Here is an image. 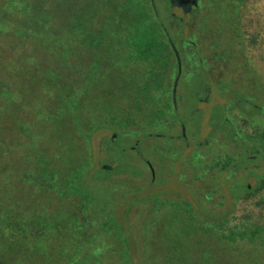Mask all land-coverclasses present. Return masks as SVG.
Here are the masks:
<instances>
[{"label":"rangeland","instance_id":"1","mask_svg":"<svg viewBox=\"0 0 264 264\" xmlns=\"http://www.w3.org/2000/svg\"><path fill=\"white\" fill-rule=\"evenodd\" d=\"M100 2L94 6V30L103 19ZM152 3L150 19L164 25L181 62L165 37L155 54L161 64L151 59L145 66L146 60L126 57L125 67L117 66L131 47L123 50L121 37L114 41L110 34L115 47L109 54L110 84L87 73L90 53L100 49L86 48L80 33L62 34L75 41L76 54L63 49L69 59L60 64L42 51L54 54L52 47H41L37 57L27 50L28 40L0 44V264H70L93 252L114 253L109 263L116 264L126 256L118 231L106 233L92 222L82 227L89 209L107 208L117 216L125 233L136 238L142 264H158L174 237L172 226L201 222L203 212L229 211V225L244 230L264 227V145L249 138L264 132V0H199L187 12L176 0ZM147 67L159 72L167 102L173 97L174 122L148 126L144 121L145 100L133 96L130 84L142 80ZM107 85L112 99L125 107L126 123L93 131L91 161L83 158L87 146L75 134L73 118L63 116L59 126L52 119L65 114L64 100L78 99L80 122L90 130L102 116L96 93ZM223 120L231 122L237 138L221 128ZM241 144L251 148L248 159L263 157L238 165L246 156ZM117 145L121 149L115 151ZM83 163L101 176L96 190H113L107 192L111 202L95 196L90 202L74 189L72 170ZM240 183L251 193L237 197ZM152 237L157 241L150 242Z\"/></svg>","mask_w":264,"mask_h":264},{"label":"trees","instance_id":"2","mask_svg":"<svg viewBox=\"0 0 264 264\" xmlns=\"http://www.w3.org/2000/svg\"><path fill=\"white\" fill-rule=\"evenodd\" d=\"M96 1L98 3L101 1L100 4L103 7V9L101 8L103 11V19L102 23L99 25V30L92 29V27H95L93 15ZM102 1L103 0H0V44L8 45L10 41L16 38L19 40L20 38L28 40L25 42L29 48L27 50L33 51V56L37 57L39 56L38 54H40L41 47H52V49L56 50V52L52 51L54 54L49 55L46 49L42 51L45 52L48 59L60 64L62 63L60 62L61 59H69V56L67 58L66 56L64 57V53L62 52L63 49L67 52L70 51L69 53H75V41L67 40L69 38H64L62 34L66 31L72 36L80 33L83 37V41L86 43V48L91 49L95 47L100 49V52H92L93 55L90 53L87 73H95L97 81L101 84L104 82L110 84V71L114 68V66L110 64L111 59L109 56L110 52L115 49V47L111 45L112 43L110 44V34L115 36V39H113L114 41L117 40V37H121L122 43H120V45L124 46L122 47L123 50H129V47H131L130 52L128 51L125 54L124 59L116 64L117 66L125 67L124 63L126 62V57L128 61H132V59L136 58L146 60L144 63L145 66L147 63H151V59L154 60L156 64H161L163 59H155V54L160 51L164 41L161 39L165 37L167 45L170 48L169 51L174 54V56L176 55L177 60L180 61L179 53L175 49L172 38L168 36L164 25L154 17V22L150 19V16H154L155 14L152 3L153 0H104L105 4H102ZM108 9L110 11L107 13ZM111 16L113 20V30L109 32L110 30L108 27H112L109 21L111 20ZM128 28H133V30L127 31ZM124 30H126V32H124ZM96 44H98V46H95ZM57 46H59V48ZM37 47L39 51L34 50ZM57 56L58 58H55ZM9 63H12V61ZM145 70L142 80L130 84V89H135L133 91V96L138 97L137 95H140L141 97L142 94L145 100V123L151 126L154 123L160 125L174 122L178 118L175 112L172 111L176 110L174 109L175 103L173 104V97H171V102H167V88L161 86L158 77L159 72L148 67ZM13 73L14 72H8L7 76H12ZM106 77H108V79L105 80ZM121 90H125L123 84L120 91ZM110 91L111 88L107 85L106 88L104 87V90H100L96 93V95H98L97 101L102 102V104H98L102 109V116L100 121L95 124L96 126H89L90 130L83 128L84 126L80 122L81 120L76 109L79 103L78 99V102L76 99L72 98L64 100V107L66 108L63 107L62 109H65L63 112L65 114L55 115L52 119L53 123L59 126V119L61 118L63 120V116L66 115L73 118L72 124L76 129L75 134L84 138L85 146H87L85 147L86 149L83 150V158L87 155L91 161L93 155L90 147V140L92 139L93 131L101 127L107 128V126L110 129L114 128L116 125L122 127L123 124L126 123L125 107H121L117 100L112 99L111 94L113 92ZM148 91H150L149 94L152 92L156 96L151 97V94L148 96ZM11 94L12 92L9 90L7 95L10 96ZM135 104H140V102H136L134 105ZM146 106H149V109H147ZM212 120L213 118L211 116L210 122H213ZM182 121L185 123L186 120ZM181 123L184 127L185 124L183 122ZM221 128L225 129L226 133L232 135L234 138L238 137V134L233 133L234 130L232 129L230 121L223 120V126ZM145 132H148V130L145 129ZM249 138H254L255 142L260 144V146L264 145V132L250 136ZM241 142L244 143L242 139ZM241 146L246 156L238 165H247L251 163V159L263 157L260 155L248 159V152L251 151V148L246 144H241ZM115 148L121 149L118 145L114 146V150ZM121 152H123V150H121ZM75 155H77V152H75L74 156ZM228 167L229 165L227 168ZM233 169L232 167L231 170ZM7 172H9V169ZM72 174L76 176L73 180L74 189L84 194L87 199L95 196L98 197V199L111 202L107 192H112L113 190L104 188L103 186L100 187V190L95 189L97 180L101 177L98 171L96 172V170L90 168V166H84L83 163L81 166L75 167V169L72 170ZM248 193H251V190L245 187L243 183L239 185L236 184L234 194H236L237 197ZM89 201L92 202V199H89ZM189 207L191 208L190 204ZM82 208L85 211L88 210L85 204L84 206L82 205ZM89 213L90 214L87 215L84 222H81L82 227L88 226L87 224L92 222L104 229L106 233H111L115 230L118 231V236L121 238L126 256L121 258V260L117 258L119 261H116V264H142L143 259L139 256L140 246L136 238H134L133 235L129 237L125 233L121 223L117 221V216L110 213V210L107 208L99 209V211L96 210L95 212L93 209H89ZM203 215L206 216L208 220L202 218L203 220H201V222L193 220L190 225L186 224L184 221L172 226L174 237L168 239L164 255L162 258H159L158 264H264V255L262 254L264 252V227L255 224L252 225L253 228L247 227L244 230L243 226L240 228L229 225L228 219L231 215L229 211L222 216L207 212H203ZM83 230L86 231L87 229L83 228ZM201 233L203 237L202 235L200 236ZM198 234L199 238L194 240L193 238L198 236ZM154 238L152 237L150 242H156L158 238H155L156 240ZM149 245L151 246V243ZM242 245L244 248L248 249V253H243L241 251ZM150 251H152V247L149 252ZM114 255L115 254L112 252H101L98 254L93 252L89 256L82 255L73 258L70 264H110L109 260L113 258Z\"/></svg>","mask_w":264,"mask_h":264},{"label":"flooded vegetation","instance_id":"3","mask_svg":"<svg viewBox=\"0 0 264 264\" xmlns=\"http://www.w3.org/2000/svg\"><path fill=\"white\" fill-rule=\"evenodd\" d=\"M198 1L199 0H176V4L181 10H183V12H187L196 8L198 6Z\"/></svg>","mask_w":264,"mask_h":264}]
</instances>
